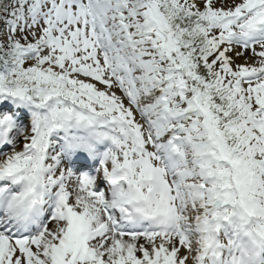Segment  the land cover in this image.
<instances>
[{
  "label": "snow or ice",
  "instance_id": "1",
  "mask_svg": "<svg viewBox=\"0 0 264 264\" xmlns=\"http://www.w3.org/2000/svg\"><path fill=\"white\" fill-rule=\"evenodd\" d=\"M0 264H264V0H0Z\"/></svg>",
  "mask_w": 264,
  "mask_h": 264
}]
</instances>
